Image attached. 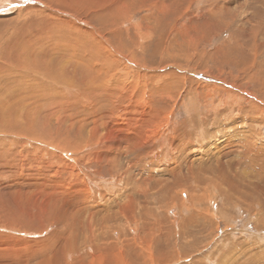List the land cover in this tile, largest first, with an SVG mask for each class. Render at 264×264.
Segmentation results:
<instances>
[{
	"label": "rangeland",
	"instance_id": "374dc122",
	"mask_svg": "<svg viewBox=\"0 0 264 264\" xmlns=\"http://www.w3.org/2000/svg\"><path fill=\"white\" fill-rule=\"evenodd\" d=\"M33 1L36 4L32 1L28 4L36 6V9L27 13L36 15L38 21L44 20V25L51 19L50 13L58 12L53 8L58 7L63 0H54V7L50 4L45 7L42 2ZM80 1L99 6L105 14L104 17L98 15L95 23L101 27L100 36L106 42L102 46L106 48L104 53H108L107 56H100L103 58V72L95 66V60H90L91 56L86 57V50L80 51L70 40L65 45H55L52 41L57 38L56 34L50 37L47 48L41 47L38 39L40 75L36 76L33 69V74L28 76L32 80L40 78V84L36 85L35 82V86H39L38 89L41 90L42 101L37 102L34 100L37 97L27 96V90L33 87L23 86L19 75H15L19 72L11 73L16 71L11 70V67L6 69L7 75H14L11 79L10 75L9 78L3 73L5 69L0 70V123L6 124L3 123L4 127L0 125V258L6 253L12 254L18 250L15 252L17 259L12 262L25 264L27 261H23L22 256H27L29 264H38L39 259L30 260L32 252L45 255L58 251L60 264H79V261L87 264L104 262L105 256H97L93 247L86 250L84 242L92 232L102 239L113 236L112 240L117 242L122 232L120 228L125 231L129 229V221H124V224L125 219H120L121 215H110L107 228L101 227L103 223L98 218L91 222L90 229H86V224L82 221L86 232L79 229L75 240L78 247H75L73 258H66L62 253V234L64 229H69L68 224L72 225L74 221V206L78 207L79 203L80 206L83 200L96 198L104 206L101 209L102 214L106 209V212L111 213V210L116 209L111 207L114 204L111 196L120 195L133 186L125 183L127 178H121L120 173L110 170L116 159L125 168L130 164L131 174L137 185L141 187L144 179L146 181L142 188L153 190V193H149L151 196L147 194L148 201L143 193L140 198L136 197L150 202L153 214L159 215L162 212L163 206L168 204L164 201L171 196L170 193H177L178 198L183 199L182 191H186V197L192 193L195 201L197 198L201 199L197 200L199 202L194 201L196 205L201 203L198 206H201L200 209H215H212L213 214L207 215L209 220L204 228L198 229L195 226L197 235L177 241L178 246L175 247L171 239L160 237L157 243L161 249L156 252L158 249L154 248L156 251L153 259L149 260L150 264H264V24L260 23L264 19V0ZM28 4L23 3L19 7ZM84 12H88V9L82 10L83 14ZM58 13L72 20L77 17L76 19L93 26L85 18ZM90 15L93 13L87 17ZM30 27L27 28L31 30ZM42 27L44 26L41 23L37 26V34H40ZM26 33H22L21 37L17 36L19 43L24 36L32 35ZM15 35L1 34L0 45L10 42L13 47L17 43ZM120 43L125 46V50L122 48L119 52L116 46ZM43 45L46 47L47 43ZM51 45L57 48L51 49ZM13 50L19 51L18 53L23 51L17 45ZM67 51L69 52L66 53ZM110 55L116 60L114 67H110L111 71H107L104 66ZM1 56L5 58L2 62ZM10 60V56L0 55V63L9 66ZM44 65L48 67L47 72L50 68L58 70L61 66L68 69L74 82L66 83L56 77L49 78V72L48 75L44 73ZM60 71L58 75H62ZM3 76L5 80L9 78V82ZM58 81L70 86L68 98H58L57 93V98L54 96L48 100V93L45 91H49L48 88L61 89L62 83L59 84ZM105 84L106 87L111 84L110 88H104ZM61 93L66 91L61 89ZM3 98L5 100L2 101ZM6 98L10 100L6 102ZM58 99L60 100L55 104ZM64 99L67 101L62 104L61 100L63 102ZM36 103L41 104L42 108L37 107ZM98 124L100 126L96 127ZM109 127H113L111 133L108 132ZM94 128H98V131ZM239 140L241 143L253 142L255 149L246 152L245 148L241 151L234 147L230 151L229 144L232 142L241 145ZM224 149H227V153ZM258 149L261 151H256ZM132 151L135 153L132 154ZM220 154L219 161H224L222 164L224 163L225 168L221 170L215 167ZM176 161H181V165L175 171L178 175L173 176V171H166V167ZM188 164L191 169L187 168ZM214 169H217L216 172ZM183 177L184 180H181ZM224 177L227 178V184L232 180L239 184V193L249 184L253 185L250 186V191L247 190L249 196L238 194L242 199L235 203L227 199L224 193L223 199L222 192L227 190ZM178 181L183 183L175 185ZM126 184L127 189L123 190ZM216 185L224 187L216 189ZM169 187L173 189L170 191L167 189ZM131 191L139 195L136 194L139 190L134 187ZM206 196L209 198L207 204L204 203ZM213 202H218L217 206ZM241 203L248 206H242ZM159 204L162 205L160 208ZM246 207L249 208L245 210ZM62 215L65 219L69 216V221H59ZM203 219L207 218L203 217L201 220ZM12 221H16L13 228L7 224ZM109 221L113 223L111 226ZM11 235L14 239L9 238ZM3 247L9 251H5ZM77 251L84 257H78ZM4 257L3 262L11 261L9 256Z\"/></svg>",
	"mask_w": 264,
	"mask_h": 264
},
{
	"label": "bare ground",
	"instance_id": "6f19581e",
	"mask_svg": "<svg viewBox=\"0 0 264 264\" xmlns=\"http://www.w3.org/2000/svg\"><path fill=\"white\" fill-rule=\"evenodd\" d=\"M32 1V3H35V1H33V0H31ZM31 1H28V0H0V36H1V34H3L4 33V35H5V33H11V34H16L15 35V42H17L16 43V45L18 46V47H20L21 49H23V51H20V53H18L16 50H15V52H14V50H13V47L14 46H16V45H14L13 47L12 46H10V42H9V44H1L0 45V55H3V56H10V58H11V63H9L8 62V64H9V66L8 65H4V64H2V63H0V70L2 69H5V71L3 70V73H5V76H8V75H10L11 73H17V72H19V73H17V74H15V75H19V78L21 79L20 81L23 83V86L24 85H32V87L33 88H31L30 87V89L29 90H27V96H32L31 98H34V97H37L36 99L34 98V100H37V102H39L40 100H41V90H39L38 89V87H36L35 86V82H36V85H37V83L38 84H40V82H38V79H40V78H34V80H32V79H30L28 76L29 75H32L33 73H31L32 72V70L33 69H35V73H36V76H38V75H40V73H39V60H38V39L40 40V42H41V47H43V48H47L48 46H49V44H48V41H50L51 40V36H53L54 34H56V39H53L54 41H52L55 45H58L59 46V44H60V46H62V45H65V44H67V42L70 40L71 42H73V43H75L78 47H79V49H80V51H82V52H84L85 50V53L87 54L86 55V57L88 58L89 56H91L90 57V60L91 61H94L95 60V62L94 63H96L95 64V66L96 67H98L99 68V70L101 71V72H103V69H102V62H101V58L102 57H100V56H107L108 55V53H104V50L106 49H104V47L105 46H102L103 44H105L104 42H103V39H101V38H103L102 36H100L101 35V32H100V26L98 25V26H96V17H98V15L99 16H105V14L104 13H102L101 11H102V9L100 10L99 9V6H96V5H89L87 2H84V3H82L80 0H63L61 3H60V5L58 6V7H56V8H53V9H55L56 11H58V12H63V13H68V14H73V15H76V16H78V17H80V18H85V19H87L90 23H92L93 24V26H89L88 25V23L86 22V21H84V22H82V20L81 19H76V18H74L75 20H72V19H69L68 17L66 18V17H63V16H61L58 12L56 13H50L49 14V16H50V18L51 19H49V22H45L44 23V25L42 24L43 23V21L44 20H42V22L41 21H38V20H36V15H34V16H32V15H30V14H28L27 12L28 11H30V10H32V9H36V6H34V5H29L28 3L29 2H31ZM38 1H40V2H42L43 3V5L42 6H44L45 5V7L46 6H49V4H50V6L51 7H54L55 6V2H54V0H38ZM71 2H73V4L71 3ZM28 4L27 6H25V7H19L21 4ZM65 3H66V5H65ZM36 4V3H35ZM16 5H18V7L16 6ZM17 8V9H16ZM84 9H88V12H84V14L82 13V10H84ZM264 10V9H263ZM90 13H93V15L91 16L90 15V17L88 16L87 17V15H89ZM261 14V13H260ZM264 16V15H263ZM72 18V17H71ZM248 19H249V17H247ZM73 21H75V22H73ZM246 21V20H245ZM40 23H41V26H44V27H42L41 28V31H39V33L40 34H37V26L39 27V25H40ZM255 23V22H254ZM261 24H264V19L263 20H261V22H260ZM28 26H31L30 28H31V30H29L27 27ZM261 26V25H260ZM100 27V28H99ZM102 27H104V26H102ZM27 29H28V31H27ZM17 31V32H16ZM26 33V34H32V35H27V36H24L23 37V39H20V43L18 42V40L17 39H19V38H17V36L19 35L20 37H21V34L22 33ZM104 32H106V31H104ZM10 35V34H9ZM18 36V37H19ZM113 37V36H112ZM9 39V38H8ZM6 40V39H5ZM11 40V39H10ZM58 41H59V43H58ZM14 42V43H15ZM22 42V43H21ZM43 43H47V46L45 47L44 45H43ZM53 44V45H54ZM53 45H51V49L52 48H57L56 46H53ZM119 46H116V49H117V51H119L120 52V50H122V48L125 50V46H123V44H118ZM67 47V46H66ZM108 47V46H107ZM145 47H146V45H145ZM64 48H65V46H64ZM68 48V47H67ZM108 49V48H107ZM11 50V51H10ZM49 50V49H48ZM47 50V51H48ZM67 50V49H66ZM69 50V49H68ZM10 51V52H9ZM108 51V50H107ZM33 52H34V54H33ZM69 51H67L66 53H68ZM106 52V51H105ZM111 52V51H110ZM16 54H19V56H13V55H16ZM65 54V53H64ZM71 54H73V53H71ZM105 54V55H104ZM69 55V54H68ZM60 56V55H59ZM66 56V55H65ZM70 56V55H69ZM18 57V58H17ZM67 57V56H66ZM109 58H107L108 59V61H107V63H106V65L104 66V67H106V69H107V71H111V69H110V67L111 66H113L114 67V64H115V60L116 59H113V56L112 55H110V56H108ZM73 58V57H72ZM3 59H5V58H3L2 56H1V62L3 61ZM7 59H9V58H7ZM35 59V60H34ZM99 59V62H97V60ZM102 60H103V58H102ZM113 60H114V62H113ZM6 61V60H5ZM90 61V62H91ZM101 62V63H100ZM75 63H77V61L75 62ZM87 63V62H86ZM11 64V65H10ZM63 64V63H62ZM79 65V64H78ZM90 65V64H89ZM17 66H19V67H17ZM81 66H82V64H81ZM91 66V65H90ZM94 66V65H93ZM9 67H11V70L12 69H14V70H16L15 72H13V71H11V73H9L8 75L6 74V69H8ZM28 67L30 68V69H28ZM47 68L48 67H45V65H44V73L45 74H47L48 75V72H49V78H58V79H60V80H62V81H64V82H72L73 81V76H71L70 75V73H69V70L68 69H66V68H62V66L61 67H59L58 68V70H56V69H52V68H50V71H46L47 70ZM59 70H61L60 72L62 73V75L60 76V75H58V72H59ZM89 70V69H88ZM99 71V72H100ZM106 71V70H105ZM8 72V71H7ZM100 72V73H101ZM2 73V74H3ZM64 73V74H63ZM111 73V72H110ZM113 73V72H112ZM83 75V74H82ZM100 75H103V74H100ZM11 76V75H10ZM10 76H8L9 78H10ZM12 76L14 77V75L12 74ZM12 76H11V79H12ZM16 76V77H17ZM20 76H22V77H20ZM34 76V75H33ZM92 76V75H91ZM112 76H114V74L112 75ZM111 76V77H112ZM16 77H15V79H16ZM48 77V76H47ZM93 77V76H92ZM96 77V76H95ZM8 78V79H9ZM18 78V79H19ZM44 78V77H43ZM3 79L5 80V78H4V76H3ZM8 79H6V80H8ZM10 79V80H11ZM45 79V78H44ZM43 79V80H44ZM72 79V80H71ZM2 80V79H1ZM5 80V81H6ZM14 80V79H13ZM54 80V79H53ZM15 81V80H14ZM19 81V80H18ZM115 81H117V80H115ZM8 82H9V80H8ZM12 82V81H11ZM46 82H47V79H46ZM45 82V83H46ZM51 82H52V80H51ZM74 82V81H73ZM99 82V81H98ZM13 83V82H12ZM15 83V82H14ZM22 83H21V85H22ZM48 83V82H47ZM53 83H54V81H53ZM58 83L60 84V83H62L61 81H58ZM118 83V82H117ZM13 85V84H12ZM20 85V86H21ZM46 85V84H45ZM48 85V84H47ZM61 86V89H64L65 91H66V93H61V89H58V88H54V89H51L50 90V88H48L49 89V91H45V93H48V97H46V98H48V100L50 99L51 100V98H53L54 96L56 97V95H57V93H59L58 94V98H61V99H63V98H65L66 97V99L68 98V94H67V92L69 93V91H71V90H69L70 89V86H68V85H66V84H60ZM125 85V84H124ZM4 86V85H3ZM97 86V85H96ZM110 86H111V84H108L107 85V87H106V84H105V86H104V88L106 87V89L107 88H110ZM145 86V85H144ZM15 87V86H14ZM19 87V86H18ZM41 87V86H40ZM49 87V86H48ZM100 87H101V84H100ZM23 88H25V87H23ZM53 88V87H52ZM91 88H93V86L91 87ZM103 88V89H104ZM16 89V88H15ZM59 90V91H56V90ZM98 89V88H97ZM114 89V88H113ZM142 89V88H141ZM92 90V89H91ZM112 90V89H111ZM146 90V89H145ZM139 91V90H138ZM98 92V91H97ZM104 92V91H103ZM154 92V91H153ZM16 94H18L17 92H15ZM72 93V92H71ZM94 93V92H93ZM96 93V92H95ZM99 93V92H98ZM132 93V92H131ZM101 94V93H100ZM12 95V94H11ZM125 95V94H124ZM7 96V95H6ZM99 95L97 94V96L96 97H98ZM96 97H94V100H95V98ZM124 97V96H123ZM149 97V96H148ZM0 98H1V96H0ZM9 98H11V97H9ZM9 98H6L7 99V101L6 102H8L10 99ZM30 98V97H29ZM57 98V97H56ZM70 98V97H69ZM74 98H76V97H74ZM143 98V97H142ZM9 99V100H8ZM138 99V98H137ZM136 99V100H137ZM3 100H5L4 98L2 99V101ZM60 99H58L57 101H55V104L56 103H58V101H59ZM17 101V100H16ZM42 101V100H41ZM45 101V100H44ZM67 101V100H66ZM65 101V99H64V101L62 102V100H61V103L62 104H64V102H66ZM135 102H137V101H135ZM2 103V102H1ZM4 103H5V101H4ZM141 102H139V104H140ZM10 104H12V103H10ZM6 105V104H5ZM36 105H37V107H40V108H42L41 107V104H37L36 103ZM82 105V104H81ZM84 105V104H83ZM144 105V104H143ZM71 106V105H70ZM132 106H135L134 105V103H132ZM138 106V105H137ZM83 107V106H82ZM143 107V106H142ZM132 108V107H131ZM152 108V107H151ZM8 109H9V107H8ZM96 110H97V108H96ZM5 111V110H4ZM9 112V111H8ZM136 113V112H135ZM144 113V112H143ZM75 114V113H74ZM65 115V114H64ZM137 115V114H136ZM140 115V114H139ZM2 116V115H1ZM106 116V115H105ZM142 116V115H141ZM149 116V115H148ZM6 117V116H5ZM129 117H131V116H129ZM3 118V117H2ZM145 118H147V117H145ZM4 120V119H3ZM130 120V119H129ZM85 121V120H84ZM143 121V120H142ZM2 122V121H1ZM99 122V121H98ZM130 122V121H129ZM132 122V121H131ZM144 122V121H143ZM142 122V123H143ZM152 122V121H151ZM4 123V122H3ZM3 123H0V125L2 126L3 125ZM8 123V122H7ZM136 123V122H135ZM134 123V124H135ZM5 124V123H4ZM10 124H11V122H10ZM115 124V123H114ZM140 124V123H139ZM145 124H147V123H145ZM150 124V123H149ZM6 125V124H5ZM117 125V124H116ZM116 125H115V127H116ZM141 125H143V124H141ZM148 125V124H147ZM85 126V125H84ZM100 125L98 124V125H96V127H99ZM134 126V125H133ZM144 126V125H143ZM2 127H4V126H2ZM112 128L113 127H109L108 128V132L109 133H111L112 132ZM139 128V127H138ZM194 128V127H193ZM13 129V128H12ZM95 129V128H94ZM93 129V130H94ZM117 129H118V127H117ZM92 130V131H93ZM98 131V128H96L95 129V131ZM119 130V129H118ZM120 130H122V129H120ZM134 130H135V128H134ZM146 130V129H145ZM239 130V129H238ZM94 131V132H95ZM133 131V130H132ZM242 131V130H241ZM49 132V131H48ZM140 132V131H139ZM138 132V133H139ZM245 132V131H244ZM114 133V132H113ZM144 133V132H143ZM142 133V134H143ZM147 133V132H146ZM146 133H144V134H146ZM193 133V132H192ZM140 134V133H139ZM250 134V133H249ZM106 135V134H105ZM128 135V134H127ZM149 135V134H148ZM192 135H195L194 133L192 134ZM217 135V134H216ZM48 136V135H47ZM118 136V135H117ZM96 137V136H95ZM110 137H112V136H110ZM126 137V136H125ZM128 137V136H127ZM146 137V136H145ZM212 137V136H211ZM99 138H100V136H99ZM102 138V137H101ZM117 139H118V137H116ZM136 138H138V137H136ZM107 139V138H106ZM246 139H248L247 137H246ZM81 140V139H80ZM99 140V139H98ZM124 140V139H123ZM164 140V139H163ZM167 140V139H166ZM251 140V139H250ZM129 141V140H128ZM136 141H137V139H136ZM201 141V140H200ZM241 140H239V142H240ZM63 142V141H62ZM87 142V141H86ZM104 142V141H103ZM126 142V141H125ZM148 142V141H147ZM152 142V141H151ZM199 142V141H198ZM231 142V141H230ZM229 142V143H230ZM256 142H258V141H256ZM25 143V142H24ZM130 143H132V142H130ZM144 143H145V141H144ZM148 143H150V142H148ZM228 143V142H227ZM241 143V142H240ZM128 144V143H127ZM127 144H125V145H127ZM156 144V143H155ZM160 144V143H159ZM208 144V143H207ZM140 145V144H139ZM138 145V146H139ZM144 145V144H143ZM148 145V144H147ZM187 145V144H186ZM227 145V144H226ZM230 145V151L231 150H233L234 149V147H235V149L237 150V148H240L241 149V151H243L244 150V148H245V151L247 152V151H250V150H252V149H255V145H254V143L253 142H250L249 141V143H248V141H243V143H241V145H235V144H232V142L229 144ZM264 145V144H263ZM53 146V145H52ZM90 146V145H89ZM183 146H184V144H183ZM201 146V145H200ZM214 146V145H213ZM228 146V145H227ZM55 147H57V146H55ZM141 147V146H140ZM147 148V147H146ZM201 148V147H200ZM207 148V147H206ZM205 148V149H206ZM221 148V147H220ZM121 148H119V150H120ZM123 149V148H122ZM126 149V148H125ZM183 149V148H182ZM188 149V148H187ZM259 149H260V147H259ZM256 150V151H261V150ZM64 150V149H63ZM127 150V149H126ZM197 150V149H196ZM195 150V151H196ZM208 150V149H207ZM219 150V149H218ZM220 150H222V149H220ZM219 150V151H220ZM225 150V149H224ZM227 150V149H226ZM225 150V152L227 153V151ZM139 151V150H138ZM235 151V150H234ZM239 151V150H238ZM240 151V152H241ZM200 152V151H199ZM209 152V151H208ZM212 152V151H211ZM225 152H223V153H225ZM233 152V151H232ZM239 152V153H240ZM98 153H100V152H98ZM120 153V152H119ZM135 153V151H132V154H134ZM201 153V152H200ZM207 153V152H206ZM215 153V152H214ZM222 153V152H221ZM231 153V152H230ZM235 153V152H234ZM252 153V152H251ZM115 154V153H114ZM241 154V156H243L242 154L243 153H240ZM118 155V154H117ZM144 155V154H143ZM112 156H114V155H112ZM154 156V155H153ZM182 156V155H181ZM226 156V155H225ZM235 156V155H234ZM138 158H139V156H137ZM220 157H221V154H220V156L218 157V161H216V165H215V167H219L220 168V170H221V168L222 169H225L224 168V166H223V164H222V162H224V161H219L220 160ZM184 158V157H183ZM187 158V157H186ZM185 158V159H186ZM189 158V157H188ZM199 158V157H198ZM243 158L244 157H242V160H243ZM93 159V158H92ZM120 159V158H119ZM152 159V158H151ZM191 159V158H190ZM155 160V159H154ZM192 160V159H191ZM190 160V161H191ZM203 160V159H202ZM215 160H216V158H215ZM223 160V159H222ZM234 160V159H233ZM237 160V159H236ZM132 161V160H131ZM135 161V160H134ZM165 161V160H164ZM152 162V161H151ZM187 162V161H186ZM189 162V161H188ZM215 162V161H214ZM230 162H231V160H230ZM235 162V161H234ZM240 162H242L241 160H240ZM155 163V162H154ZM172 163V162H171ZM141 164V163H140ZM143 164V163H142ZM150 164V163H149ZM232 165H233V163H231ZM230 164V165H231ZM120 165V166H119ZM165 165V164H164ZM181 165V161L179 162V161H176L175 162V164H173V165H169V167H166V168H168V169H166V171H168V172H172L173 171V176H175V171H176V169H177V167L178 166H180ZM190 164H188V169H191V167L189 166ZM193 165V164H192ZM211 165V164H210ZM226 165V164H225ZM231 165V166H232ZM241 165H243V164H241ZM134 167L136 166V163H135V165H133ZM160 166H161V164H160ZM138 167V166H137ZM212 167H213V165H212ZM228 167V166H227ZM131 166H130V164H128V166H126V168L124 167V165L122 166L121 165V162H119L118 163V161L115 159V161H113V164H112V166L110 167V170L112 171V172H114V170L116 171V172H118V173H120L121 175V178H125L124 180H126V178H127V182H125V183H128V184H133V186L132 187H130V188H128L127 189V184L125 185V186H123V190H125V189H127V190H125L124 192H122V193H120V195L118 194L117 196L115 195V197H112L111 196V198H113V199H111L112 201H114V204L111 206V207H115L116 209V211L113 209V210H111L110 208H109V210H111V213L110 212H106V210L104 211V213L102 214V212L103 211H101V209L104 207L103 205H100V200L99 201H97L96 200V198H92V199H90L89 201H87V200H83V204H81L80 206H79V204H78V207H76V206H74V213H73V223H72V225L71 224H68V230H65L64 229V232H63V234H62V238H63V241H64V243H63V249H62V253H63V255H65L66 256V258H73V257H75V253H74V251H75V247H78V246H76L75 244V240H76V238H77V235H78V232H79V229H80V231L81 230H85V232H86V229H90V227H91V222H93L96 218H98V219H100L101 221H99V222H102L103 223V225L101 226L102 228H107V226H108V217L110 216V215H112V214H115V215H121V218L120 219H125V220H123V222L125 221V222H127V221H129V223H128V227H129V229L127 228V227H124V228H127L126 229V231L125 230H122L121 228H120V232H121V236L117 239V242L116 241H114V240H112V238H113V236L112 237H107V238H104V239H102V238H99V236H97V235H95L96 233H94V234H89V237L87 238V241H85L84 243V245L86 246V250L87 249H89L90 250V248L91 247H93L94 248V253L97 255V256H105V261L104 262H102V261H97V262H94L93 264H116V263H119V264H150L151 263V261H149V260H152L153 259V256L155 255V251L156 250H154V248H157L158 250L156 251V252H158L161 248L158 246V243H157V240H160V239H166V240H169V239H171L172 240V243H173V245L176 247V246H178L179 245V242H177V241H182L183 239H188V238H193L194 237V235H197L196 233L198 232V231H194L195 229H194V227L196 226V227H198V229L200 228V229H202V228H204V225L206 224V222L209 220L208 219V217H207V215L208 214H213V213H211V212H213V210H215L213 207L212 208H210V207H206L205 208V206L203 207V208H205V209H200V207H198L199 206V204H201V203H197V205L195 204V202H199V201H197V200H200L201 201V199H199V198H197L196 199V201L194 200V197L192 196V193H191V195L190 194H188V196L186 197V191H182V190H184V188L181 190L182 192H181V198L183 197V199H179L178 198V195H177V193L175 194V193H170V197L169 198H167L164 202H165V204H167V205H165V206H163V210H162V212H160L161 210L160 209H158L159 210V215H156L155 213L153 214L152 212H151V210H153L152 209V207L150 206V202H147L148 200V195H149V193H151L153 190H150V188H148V189H144V188H142L143 187V184L145 183V181L146 180H144L143 179V182L141 183V187H140V185H137L138 183H136V179L134 178V176H132V172H131ZM230 168H232V167H230ZM257 168V167H256ZM143 169V168H142ZM141 169V170H142ZM144 169H146V168H144ZM237 169V168H236ZM240 169H241V167H240ZM263 169V168H262ZM163 170V169H162ZM203 170V169H202ZM215 170V169H214ZM217 170V169H216ZM216 170H215V172H216ZM219 170V169H218ZM228 170H230V169H228ZM231 171V170H230ZM187 172V171H186ZM204 172H205V170H204ZM220 172V171H219ZM239 172H240V170H239ZM239 172H237V173H239ZM245 172V171H244ZM142 173V172H141ZM154 173V172H153ZM163 173V172H162ZM178 173V172H177ZM197 173V172H196ZM198 173H200V172H198ZM226 173V172H225ZM161 174V173H160ZM167 174V173H166ZM165 174V175H166ZM169 175H171V174H169ZM176 175H178V174H176ZM203 175V174H202ZM201 175V176H202ZM215 175V174H214ZM217 175V174H216ZM224 175V174H223ZM237 175V174H236ZM239 175V174H238ZM237 175V176H238ZM264 175V174H263ZM145 176H146V174H145ZM154 176H156V175H154ZM153 176V177H154ZM180 176V175H179ZM205 176V175H204ZM212 176H213V173H212ZM218 176V175H217ZM225 176V175H224ZM231 176V175H230ZM245 176V175H244ZM131 177H133L134 179H131ZM149 177H150V175H149ZM148 177V178H149ZM181 177V176H180ZM246 177H247V175H246ZM246 177H245V179H246ZM131 179V181L130 182H128V179ZM138 178V177H137ZM144 178V177H143ZM151 178V177H150ZM155 178V177H154ZM159 178V177H158ZM169 178H172V177H169ZM168 178V179H169ZM182 178V177H181ZM180 178V179H181ZM198 178V177H197ZM237 178V177H236ZM140 179V178H139ZM177 179V178H176ZM186 179V178H185ZM203 179V178H202ZM205 179H207V178H205ZM212 179V178H211ZM224 179V182H225V187H226V192H222V194H223V199H224V197H225V195H224V193L226 194V196H227V199H229V200H231L232 202H235V203H239L238 201L239 200H241L242 199V197L241 196H239L238 194H242L243 196H249V193L247 192V190H249L250 191V186H253V185H248V187L247 188H243L242 189V192L241 193H239V191H240V189L238 188V185H237V182H235L234 180H232L231 182H229L228 184L226 183V180H227V178H223ZM118 180H119V178H118ZM151 180V182H152V179H150ZM149 180V181H150ZM155 180V179H154ZM163 181H165V182H168L169 183V181H167L166 179H162ZM171 180V179H170ZM175 180V179H174ZM181 180H184V177H183V179H181ZM187 180V179H186ZM185 180V181H186ZM198 180V179H197ZM220 180V179H219ZM148 181V182H149ZM189 181V180H188ZM204 181H206V180H204ZM217 181V180H216ZM238 181V180H237ZM148 182L146 183V185L148 184ZM156 182V181H155ZM159 183L161 182V180L160 181H158ZM171 182H172V180H171ZM180 182H182L183 183V181H180ZM179 181L178 182H176L175 183V185L177 184V183H179V184H181ZM203 182V181H202ZM221 182H223V181H221ZM223 182V183H224ZM244 182V181H243ZM174 183V182H173ZM199 183V182H198ZM198 183H196V184H198ZM206 183V182H205ZM120 184V183H119ZM151 184H153V182L151 183ZM187 184V183H186ZM203 184V183H202ZM210 184H212V183H210ZM117 185V184H116ZM149 185V184H148ZM147 185V186H148ZM154 185V184H153ZM158 185V184H157ZM171 185V184H170ZM173 185V184H172ZM184 185V184H183ZM183 185H180V186H183ZM188 185V184H187ZM201 185V184H200ZM150 186H152V185H150ZM156 186V185H155ZM161 186V185H160ZM204 186V185H203ZM217 186V185H216ZM134 187V189L135 190H139V193H136V194H139L138 196L137 195H135L134 193H135V191H131V189ZM175 188L177 187V186H174ZM185 187V186H184ZM189 187V186H188ZM191 187V186H190ZM224 186L223 185H218L217 187H216V189H220V188H223ZM256 187V186H255ZM156 189H157V187H155ZM161 188H162V186H161ZM178 188H179V186H178ZM204 188V187H203ZM168 190H172L173 188L172 187H169V188H167ZM213 189V188H212ZM255 189V188H254ZM121 190V189H120ZM162 190V189H161ZM176 190V189H175ZM178 190V189H177ZM257 190V189H256ZM169 191V192H170ZM189 191V190H188ZM119 192H121V191H119ZM158 192V191H157ZM162 192V191H161ZM164 192H165V190H164ZM174 192V191H173ZM190 192V191H189ZM205 192V191H204ZM211 192V191H210ZM257 192H258V190H257ZM141 193H143L144 194V196H146L147 198H146V200L147 201H143L142 199H138V198H140V195H141ZM153 193V192H152ZM159 193V192H158ZM163 193V192H162ZM167 193V192H166ZM179 193V192H178ZM188 193V192H187ZM148 194V195H147ZM169 194V193H168ZM197 194V193H196ZM220 194V193H219ZM200 195V194H199ZM206 195V194H205ZM149 196H151V195H149ZM184 196L186 197V198H184ZM190 196H191V198H190ZM202 196V195H201ZM136 197H138V198H136ZM143 197V196H142ZM192 197H193V199H192ZM195 197H196V195H195ZM198 197V196H197ZM87 198V197H86ZM144 198V197H143ZM190 198V199H189ZM202 198V197H201ZM89 199V198H88ZM103 199V198H102ZM109 199V200H110ZM153 199H154V197H153ZM169 199H170V201H169ZM226 199V198H225ZM226 199V201L227 202H229L228 200ZM247 200V199H246ZM155 201V200H154ZM153 201V202H154ZM160 201V200H159ZM158 201V202H159ZM178 201V202H177ZM195 201V202H194ZM206 201H208L209 202V198L206 196L205 197V199H204V203L205 204H207L208 202H206ZM218 201V200H217ZM76 202H78V201H76ZM111 202V201H110ZM109 202V203H110ZM156 202V201H155ZM158 202H157V204H158ZM161 202V201H160ZM202 202H203V200H202ZM242 202V201H241ZM216 206H217V204H218V202H213ZM225 203V202H224ZM249 203V202H248ZM161 204V203H160ZM160 204L158 205L159 206V208L162 206H160ZM74 205V204H73ZM223 205V204H222ZM228 205V204H227ZM240 205H242V206H248L247 204L245 205L244 203H241ZM261 205V204H260ZM230 206V205H229ZM232 207V206H231ZM234 207H235V205H234ZM239 207V206H238ZM262 207V206H261ZM249 207H246L245 208V210L246 209H248ZM251 208V207H250ZM155 209V208H154ZM213 209V210H212ZM71 210V209H70ZM157 210V211H158ZM253 210V209H252ZM256 210V209H255ZM115 211V212H114ZM242 211V210H241ZM254 211V210H253ZM73 212V211H72ZM215 212V211H214ZM247 212V211H246ZM262 212V211H261ZM69 213V212H68ZM256 213V212H255ZM260 213V212H259ZM263 214V213H262ZM69 215V214H68ZM71 215H72V213H71ZM65 216H66V214H65ZM65 216L63 217V215H62V217L60 216V218L58 219L59 221H69L68 220V218H69V216H67L68 218L67 219H65ZM264 216V215H263ZM207 218V219H203V220H201L202 218ZM16 219H17V217H15ZM14 218V219H15ZM12 219V218H11ZM24 220H25V218H24ZM23 220V221H24ZM57 220V219H56ZM97 220V219H96ZM116 220L117 221H119L118 220V217H116ZM127 220V221H126ZM27 221V220H26ZM82 221L86 224V229H84L85 227H84V225H82ZM97 221V222H98ZM56 222V221H55ZM96 222V221H95ZM110 222V221H109ZM113 222H115V221H113ZM124 222V224H126ZM131 222V223H130ZM258 222V221H257ZM16 223V221H12V222H9V223H7L11 228H13V227H15V224ZM23 223V222H22ZM111 223V222H110ZM116 223V222H115ZM24 224V223H23ZM113 223H111L110 224V226L112 225ZM117 224V223H116ZM259 224V223H258ZM24 225H26V223L24 224ZM28 225V224H27ZM71 225V226H70ZM118 225H119V223H118ZM260 225V224H259ZM79 226V227H78ZM193 226V227H192ZM10 227H8V228H10ZM28 227V229H30L29 228V226H27ZM115 227V226H114ZM113 227V228H114ZM118 227V226H117ZM120 227V226H119ZM5 228V227H4ZM19 228V227H18ZM101 228V229H102ZM21 229V228H20ZM24 229V228H23ZM22 229V230H23ZM260 229H261V227H260ZM259 229V230H260ZM26 230V229H25ZM104 230H106V229H104ZM90 231V230H89ZM115 231H116V229H115ZM157 231H159V232H157ZM29 232V231H28ZM83 232V231H82ZM106 233H108L109 234V232H108V230H106L105 231ZM21 233V232H20ZM24 233V232H23ZM59 233L60 232H58V234L57 235H59ZM113 233V232H112ZM114 233H116V232H114ZM111 234V233H110ZM117 234V233H116ZM120 234V233H119ZM231 234V233H230ZM21 235V234H20ZM36 235V234H35ZM84 235H85V233H84ZM199 235V234H198ZM19 236V235H18ZM22 236V235H21ZM25 236V235H24ZM23 236V237H24ZM101 236V235H100ZM102 237V236H101ZM121 237H124V239H121ZM161 237V238H160ZM4 238V237H3ZM2 238V239H3ZM9 238L10 239H14L13 238V236L11 235V236H9ZM21 238V237H20ZM85 238V237H84ZM160 238V239H159ZM262 238H264V235H262ZM1 239V240H2ZM24 239V238H23ZM28 239V238H27ZM26 238L24 239V240H27ZM7 240V239H6ZM19 240V239H18ZM23 240V241H24ZM257 240V239H256ZM263 240V239H262ZM184 241V240H183ZM4 242H5V240H4ZM10 242V241H9ZM29 242V241H28ZM31 242V241H30ZM0 243H1V241H0ZM11 243H13V242H11ZM20 243V242H19ZM22 243V242H21ZM33 243V242H32ZM101 243V244H100ZM28 244H30L31 245V243H27V245ZM189 244V243H188ZM12 245V244H11ZM20 245V244H19ZM13 247H14V244L12 245ZM24 246V245H23ZM36 246V245H35ZM251 246V245H250ZM2 247V246H1ZM0 247V248H1ZM7 247H8V245H7ZM20 247V246H19ZM25 247V246H24ZM29 247V246H28ZM186 247V246H185ZM9 248H10V246H9ZM23 248V247H22ZM37 248H38V246H37ZM251 248V247H250ZM3 249H4V247H3ZM2 249V250H3ZM6 249V248H5ZM4 249V250H5ZM16 248H14V250H15ZM19 249V248H18ZM27 249V248H26ZM17 250V249H16ZM81 250H82V246H81ZM250 250V249H249ZM5 251H7V249L5 250ZM4 251V252H5ZM8 251H9V249H8ZM7 251V252H8ZM13 251V250H12ZM18 251V250H17ZM17 251H15V252H17ZM23 251H27V250H23ZM246 251H247V249H246ZM3 252V253H4ZM12 253V254H10V253H6V254H8V255H6V254H4V255H2L1 257L2 258H0V264H11L10 262H12L13 260H15V259H17V254L16 253ZM19 253V252H18ZM22 253V252H21ZM41 253V252H40ZM68 253V255H66ZM77 253H79V255H78V257H84L80 252H78L77 251ZM89 253H90V251H89ZM34 254V252H32V258H30V260H38L39 259V261H38V264H60L59 263V258H60V256L58 255V251H56V253H54V252H50V254L48 253V254H45V255H39L38 253H36V251H35V254ZM38 254V255H37ZM42 254V253H41ZM94 254V255H95ZM1 255V254H0ZM241 255V254H240ZM4 256H6V257H10L11 258V261L10 262H3L2 261V259L3 258H5ZM58 256H59V258H58ZM248 256V255H247ZM40 257V258H39ZM240 257V256H239ZM243 257V256H242ZM19 258H21V257H19ZM22 260L23 261H27V263H25V264H29V258L27 257V256H22ZM179 258V255H178V257H177V259ZM8 259V258H7ZM51 259H53L52 261H51ZM172 259V258H171ZM176 259V258H175ZM240 259V258H239ZM17 261H19V260H17ZM50 261V262H49ZM16 262V261H15ZM15 262H12V264H15ZM21 262V261H20ZM37 262V261H36ZM79 264H87V263H83V261H79L78 262ZM152 263H154V262H152ZM239 263H240V261H239ZM18 264V263H17ZM23 264V263H22ZM37 264V263H36ZM158 264H161L160 262H158ZM234 264V263H233ZM236 264V263H235ZM251 264V263H250Z\"/></svg>",
	"mask_w": 264,
	"mask_h": 264
},
{
	"label": "snow or ice",
	"instance_id": "6c2138e0",
	"mask_svg": "<svg viewBox=\"0 0 264 264\" xmlns=\"http://www.w3.org/2000/svg\"><path fill=\"white\" fill-rule=\"evenodd\" d=\"M18 7V5H16Z\"/></svg>",
	"mask_w": 264,
	"mask_h": 264
}]
</instances>
